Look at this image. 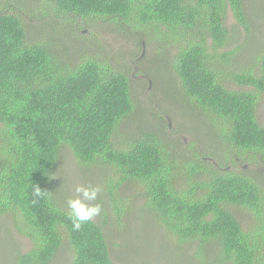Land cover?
<instances>
[{
  "label": "trees",
  "instance_id": "trees-1",
  "mask_svg": "<svg viewBox=\"0 0 264 264\" xmlns=\"http://www.w3.org/2000/svg\"><path fill=\"white\" fill-rule=\"evenodd\" d=\"M246 3L0 0V256L12 228L30 247L12 251L11 264H54L60 254L66 264H116L111 235L127 232L141 200L167 243L198 264H264V179L251 169L264 167V45L245 66L226 50L228 12L246 40L254 33ZM98 28L131 47L112 49ZM143 47L178 81L196 131L169 129L140 107L132 84L143 76L131 63ZM64 149L100 182L102 212L80 230L53 183Z\"/></svg>",
  "mask_w": 264,
  "mask_h": 264
},
{
  "label": "rangeland",
  "instance_id": "rangeland-1",
  "mask_svg": "<svg viewBox=\"0 0 264 264\" xmlns=\"http://www.w3.org/2000/svg\"><path fill=\"white\" fill-rule=\"evenodd\" d=\"M246 6L254 26V33L251 39H245L244 31L235 23L230 12H228L226 18V26L233 35V39L226 50L237 49V59L233 58L232 66H245V64L251 63L255 49L264 45V0H247ZM102 25H100L101 28L104 27ZM99 30L98 28L93 33H95L97 38L99 37V41L105 40V43H110L112 49H117L119 45L131 47L130 39L128 41H117L116 37H113L110 32L103 34ZM82 33L86 35L88 31L84 30ZM89 39L86 45L89 48H95L92 42L91 44L89 43V41L94 40L93 37ZM148 52L150 51L143 47L141 55L134 58V62L131 63L134 72H138L140 76H143V79H140L142 80L141 82L132 84L133 87L137 88L135 94L138 102H140V107L144 111L156 112V116L158 117L159 115L160 120L164 118L169 129L174 128L173 126L176 125V128L185 132L196 131L194 124L191 123L190 116L186 115L181 106L178 105L176 95V90H179L178 81L173 78L172 80L160 63L152 58L150 56L151 53ZM126 61L130 65L132 59L126 57ZM150 63H154V65L151 66ZM150 71L155 72L156 76L154 78L151 75L150 77L146 75ZM231 88L234 89L235 87L231 86ZM256 115L258 122L264 126V94L261 96ZM145 120L147 122L144 125H151V122L155 124V121H150L149 118ZM128 129V126H126L125 131ZM180 138L189 140L186 135H182ZM59 156L53 176V183L58 191L65 194L68 198H72L75 196L74 188L77 185L92 184L98 186L96 182L88 181L91 179V173L78 168L69 151L64 149ZM251 169H258L254 174L259 173L256 177L264 179V167L256 168L252 166ZM132 189L134 188H128L123 193H130ZM123 193L122 195H125ZM236 218L244 229L249 227L250 218L246 214L237 212ZM7 236H9L7 240L2 243L3 251L0 256V264H11L12 251L24 252L30 247V242L25 237L17 234L12 228L9 229ZM167 241L148 213L144 211L142 201L136 200L127 232L122 234V236L118 234L111 235V242L109 241V244H111L110 257L116 264H166L170 261L175 264H198L193 259L191 249H185L184 247L180 250L177 245L173 244L171 246L169 245L171 242L168 244ZM67 260L68 255L60 254L59 258L55 259L54 264H66Z\"/></svg>",
  "mask_w": 264,
  "mask_h": 264
},
{
  "label": "clouds",
  "instance_id": "clouds-1",
  "mask_svg": "<svg viewBox=\"0 0 264 264\" xmlns=\"http://www.w3.org/2000/svg\"><path fill=\"white\" fill-rule=\"evenodd\" d=\"M32 191L36 200L42 199L46 194L37 185H33ZM100 191L98 186L92 184L77 185L74 188L75 196L67 200L68 216L74 230H80L85 223L101 214L102 205L97 202Z\"/></svg>",
  "mask_w": 264,
  "mask_h": 264
}]
</instances>
